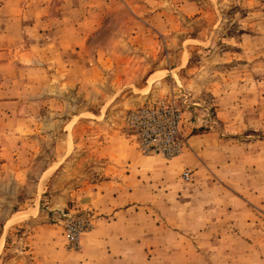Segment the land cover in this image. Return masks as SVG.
Returning a JSON list of instances; mask_svg holds the SVG:
<instances>
[{
    "label": "rangeland",
    "instance_id": "obj_1",
    "mask_svg": "<svg viewBox=\"0 0 264 264\" xmlns=\"http://www.w3.org/2000/svg\"><path fill=\"white\" fill-rule=\"evenodd\" d=\"M172 102L183 149L144 151ZM105 140L151 189L128 227ZM0 264H264V0H0Z\"/></svg>",
    "mask_w": 264,
    "mask_h": 264
},
{
    "label": "crops",
    "instance_id": "obj_2",
    "mask_svg": "<svg viewBox=\"0 0 264 264\" xmlns=\"http://www.w3.org/2000/svg\"><path fill=\"white\" fill-rule=\"evenodd\" d=\"M100 144L98 149L106 150L103 155L105 159L98 162L100 166L96 169L98 171L96 175L99 176V180L91 185L94 187L91 195L104 197L107 208L104 212L110 213L108 219L112 225L121 224L122 227H128L139 216L135 215L144 209L139 204L141 201L139 197L144 191H151L145 189L142 184V170L139 167L142 160L133 153L130 146L126 147L121 141L105 140ZM94 146L97 148V145ZM125 153L130 155L132 153V156L124 158Z\"/></svg>",
    "mask_w": 264,
    "mask_h": 264
},
{
    "label": "built area",
    "instance_id": "obj_3",
    "mask_svg": "<svg viewBox=\"0 0 264 264\" xmlns=\"http://www.w3.org/2000/svg\"><path fill=\"white\" fill-rule=\"evenodd\" d=\"M178 113L175 104L159 103L157 110H144L131 118L138 129L142 149L149 151L155 146L167 158L178 155L185 143L178 133ZM186 180L188 173L184 174Z\"/></svg>",
    "mask_w": 264,
    "mask_h": 264
}]
</instances>
